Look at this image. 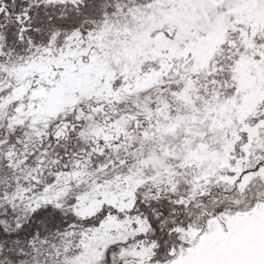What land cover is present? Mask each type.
<instances>
[{
  "label": "snow or ice",
  "instance_id": "1",
  "mask_svg": "<svg viewBox=\"0 0 264 264\" xmlns=\"http://www.w3.org/2000/svg\"><path fill=\"white\" fill-rule=\"evenodd\" d=\"M0 264H264V0H0Z\"/></svg>",
  "mask_w": 264,
  "mask_h": 264
}]
</instances>
